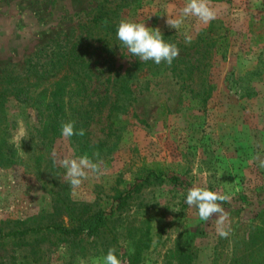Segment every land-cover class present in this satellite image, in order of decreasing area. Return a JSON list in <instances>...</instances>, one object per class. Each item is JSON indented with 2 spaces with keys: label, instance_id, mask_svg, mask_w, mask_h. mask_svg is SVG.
I'll list each match as a JSON object with an SVG mask.
<instances>
[{
  "label": "rangeland",
  "instance_id": "1",
  "mask_svg": "<svg viewBox=\"0 0 264 264\" xmlns=\"http://www.w3.org/2000/svg\"><path fill=\"white\" fill-rule=\"evenodd\" d=\"M184 2L0 0V77L20 74L25 59L51 40H62L65 49L77 41L90 70L85 108L92 109L81 127L84 136L65 138L59 132L46 144L36 111L13 99L6 103L7 127L0 130V231L68 225L70 211L110 212L112 196L146 170L160 177L133 193L123 214L110 212L96 236L72 242L38 235L19 244L0 239V264H103L110 248L122 264L132 252L133 264L262 261L264 0L210 1L216 19L204 24L189 17L176 31L166 25L167 16H177ZM100 3L115 8L118 23H145L168 33L163 38L176 44L179 56L171 65L149 60L134 67L141 60L125 46L100 50L95 35L84 29ZM186 31L193 37L190 44ZM111 83L121 84L129 95L117 101L126 111L108 116L107 106L111 99L114 103ZM83 155L100 170L89 172L73 190L59 161ZM193 186L230 197L222 204L229 213L228 238L216 234V216L201 221L196 207L186 204ZM136 236L141 239L135 241Z\"/></svg>",
  "mask_w": 264,
  "mask_h": 264
},
{
  "label": "trees",
  "instance_id": "2",
  "mask_svg": "<svg viewBox=\"0 0 264 264\" xmlns=\"http://www.w3.org/2000/svg\"><path fill=\"white\" fill-rule=\"evenodd\" d=\"M210 1L219 2L222 0ZM114 12L115 8L100 3L95 6V14L84 26L87 33L95 35L100 50L106 53L111 52L114 48L124 46L116 37L119 23L113 17ZM166 34L168 33H163V37ZM61 41L59 39L51 40L48 45L38 48L32 56H28L25 59V68L20 74L5 73L0 77V130L7 127V116L4 113L6 103L10 99L20 105L32 107L36 111L41 132L46 134V144H50L61 132V124L64 122H73L76 130L81 129L85 123L84 117L92 110L85 108L90 103L87 100L90 70L86 65L84 48H79L77 41H73L71 46L65 49V44H61ZM44 47H50L48 54L44 53L47 49ZM145 63L147 61H136L133 66L137 67ZM126 74L124 72L122 76L125 77ZM112 86L114 103L112 104L111 99L107 106L108 116L116 109L126 111V104L117 101L127 99L129 95V92L121 84L113 85L111 83ZM94 108L96 107L94 106ZM68 111L70 112L68 113ZM159 178V173H155L154 169L146 170L140 180L133 182L127 189L117 191L112 196L114 205L110 207V212L123 214L133 193H137L143 185ZM110 212L100 208L88 211H70L68 225L50 223L17 226L6 232L0 231V239L11 240L15 244H19L23 239L30 237L54 235L57 239L80 242L83 237L96 236L105 225ZM135 238V241L141 239L139 236ZM38 246L39 244L36 245V248H32V253L35 255H37ZM180 253L182 256L185 254L184 251ZM134 260L135 253L132 252L127 258V264H133ZM32 261L37 262L38 259L35 257ZM183 263L181 260L180 264ZM256 264H264V257Z\"/></svg>",
  "mask_w": 264,
  "mask_h": 264
},
{
  "label": "clouds",
  "instance_id": "3",
  "mask_svg": "<svg viewBox=\"0 0 264 264\" xmlns=\"http://www.w3.org/2000/svg\"><path fill=\"white\" fill-rule=\"evenodd\" d=\"M216 16L217 12L211 6L210 0H185L177 16H167L166 25L179 31L189 17H194L207 24L216 19ZM116 37L133 57H138L142 61L151 60L156 64L166 62L171 65L180 53L176 44L165 42L159 28L146 27L145 23L121 20L116 30ZM192 39L193 37L186 31L185 43L190 44ZM84 134L85 130L82 128L76 130L73 122L61 124V135L65 138L74 135L84 136ZM94 155L98 157L99 153H94ZM59 164L66 170L65 179L73 190L80 187L83 180L87 179L89 172L98 173L100 170L99 163L94 162L87 155L78 159L66 156L59 161ZM260 167L264 168V161L260 162ZM229 199L227 194H221L205 187L193 186L188 189L185 202L189 207H196L198 218L201 221H208L216 216V234L220 238H228L230 235L229 213L222 207V204ZM61 247L63 250V246ZM115 252L114 248H110L102 258L103 264H122Z\"/></svg>",
  "mask_w": 264,
  "mask_h": 264
}]
</instances>
